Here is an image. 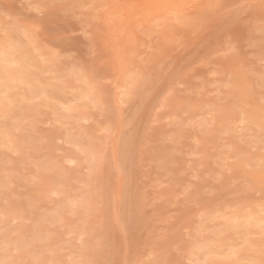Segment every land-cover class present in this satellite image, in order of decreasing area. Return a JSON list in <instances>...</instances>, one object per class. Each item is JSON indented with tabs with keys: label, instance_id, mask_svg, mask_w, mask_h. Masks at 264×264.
Segmentation results:
<instances>
[{
	"label": "rangeland",
	"instance_id": "1",
	"mask_svg": "<svg viewBox=\"0 0 264 264\" xmlns=\"http://www.w3.org/2000/svg\"><path fill=\"white\" fill-rule=\"evenodd\" d=\"M108 2L0 0V44L28 51V76L54 83L49 103L0 112L14 139L0 138V252L27 264H264V226L226 220L264 203V0L157 7L129 34L108 22ZM70 102L86 104L83 117L60 107ZM234 109L256 123L231 122ZM17 236L38 258L12 250Z\"/></svg>",
	"mask_w": 264,
	"mask_h": 264
},
{
	"label": "bare ground",
	"instance_id": "2",
	"mask_svg": "<svg viewBox=\"0 0 264 264\" xmlns=\"http://www.w3.org/2000/svg\"><path fill=\"white\" fill-rule=\"evenodd\" d=\"M189 0H117V1H113V0H109V2H108V4H110V2H111V4L106 8V12L105 13H107L109 16V21L108 22H110V18H113V20H115V24L114 25H116L117 24V26H118V28H122L121 29V33L123 34V33H126L127 32V30L130 28V24H131V22L135 19H137L136 21H138V19H140V20H144V21H146V19L148 18V16L149 15H151L152 13H154L155 12V10H156V8L157 7H159L160 8V10H161V12L162 13H166V12H170V11H184V9H185V7L183 6L184 4H186V3H189L188 2ZM198 3V2H197ZM100 6V5H99ZM182 8V9H181ZM192 10V9H191ZM176 13V12H175ZM157 14V11L155 12V14H153L154 16L153 17H155V15ZM177 14V13H176ZM158 15V14H157ZM174 15V14H173ZM173 15H172V17H173ZM152 17V16H151ZM164 17V16H163ZM153 19V18H152ZM168 20V19H167ZM107 22V23H108ZM139 22V21H138ZM137 22V23H138ZM163 22H165V21H163ZM114 23V21H112V24ZM140 23V22H139ZM166 23V22H165ZM148 25V24H147ZM151 25V24H150ZM120 26V27H119ZM114 27V29L116 30V28H115V26H113ZM133 26L131 25V28H132ZM139 27V26H138ZM117 28V29H118ZM112 29V28H111ZM150 30V29H149ZM112 31V30H111ZM118 31V30H117ZM117 31H115L116 33H117ZM124 31V32H123ZM129 32V31H128ZM126 33V34H129V33ZM115 34V33H114ZM118 34V33H117ZM115 36H116V34H115ZM114 36V37H115ZM124 36V35H123ZM125 37V36H124ZM112 38V37H111ZM123 38V37H122ZM128 38V37H127ZM115 39H117V37L115 38ZM115 39H114V41H115ZM130 41V40H129ZM135 41V40H134ZM17 42V41H16ZM116 43V42H115ZM119 43V42H118ZM17 44H19V42L17 43ZM121 45V44H120ZM19 46V45H18ZM18 46L16 45V43L15 42H13V41H7V44L5 43H2V44H0V112L1 113H7L6 112V110L8 109H10L9 108V106H10V104H15L14 102H16V101H18V102H20L19 104H21V103H23V101H25V100H27V99H34L35 97H37V96H40V99L41 98H43V101L45 102V103H49L51 100V98L53 97V92H52V90L49 88L50 86H49V84H51L52 82V80H48L49 82H47V80H44V81H41L38 77L39 76H37V75H35V72H37L38 70H36L35 72H33V71H31L32 73V75L31 76H28V74L30 73V71H29V73L28 72H26L25 71V69H26V67L27 66H29L28 64H34L33 62H29L28 60H30L29 58L31 57V55L28 53V51H26V50H23L22 48H18ZM121 48L123 47V46H120ZM19 49H21V51L19 50ZM116 50V49H115ZM30 52H31V50H30ZM34 53V52H33ZM117 55H118V53H117ZM36 56V55H35ZM116 56V55H115ZM118 57V56H117ZM120 60V59H119ZM31 61V60H30ZM34 61V60H33ZM37 60H35V62H36ZM124 61H126V60H124ZM26 62V63H25ZM38 62V61H37ZM37 62L35 63V65L37 64ZM120 62H122L121 60H120ZM25 64H27L26 66H25ZM39 64H41L40 62L38 63V65L37 66H39ZM42 65V64H41ZM36 66V67H37ZM44 66H46L45 64H44ZM23 67H25V68H23ZM31 67V66H30ZM43 67V66H42ZM42 67H41V69H42ZM46 67H48V66H46ZM50 68V67H49ZM49 68H47V69H49ZM27 70V69H26ZM33 70V69H32ZM43 70H44V68H43ZM28 71V70H27ZM41 71V70H40ZM42 72V71H41ZM51 72V71H50ZM34 73V74H33ZM37 74V73H36ZM78 74V73H77ZM33 75H35V77L33 76ZM56 75V74H55ZM79 75V74H78ZM81 75V74H80ZM84 75V74H83ZM37 76V77H36ZM31 77V78H30ZM52 77V76H51ZM51 77H49V78H51ZM54 77V76H53ZM52 77V78H53ZM85 78V77H84ZM83 78V79H84ZM41 79H43V76H42V78ZM46 79H48V78H46ZM55 79V78H54ZM82 79V78H81ZM12 81V80H15V82H16V85L19 83V84H22L23 85V87H20V88H22L23 89V92L22 93H20L18 96H16L17 98H15V92H16V89H15V87H13V84L11 83H9V81ZM85 80H87L86 78L84 79V81ZM13 82V81H12ZM87 82V87H88V89L89 88H91L92 86V84H90V81H86ZM56 83V82H55ZM18 84V85H19ZM52 84H54V83H52ZM25 85V86H24ZM234 85V84H233ZM94 86V85H93ZM13 87V89H15V92L13 91V89L10 91V89ZM233 88V87H232ZM82 89V88H81ZM233 90V89H232ZM13 91V92H12ZM81 92V91H80ZM80 92H76V93H74V97L76 98V100H78V99H82V98H86V97H88V98H90V96L88 95V96H84L85 95V93H80ZM82 92H83V90H82ZM88 92V91H87ZM13 93V94H12ZM241 95V94H240ZM55 96V95H54ZM125 96V95H124ZM242 96V95H241ZM74 98V99H75ZM87 98V99H88ZM64 99V98H63ZM93 99H95V98H93ZM98 99V98H97ZM91 100V99H90ZM96 100V99H95ZM95 100L93 101L94 103H95ZM221 100H222V98H221ZM232 100V99H231ZM42 101V100H41ZM43 101H42V103L41 104H43ZM233 101V100H232ZM242 101V100H241ZM248 101V100H247ZM246 101V102H247ZM68 102V101H67ZM91 102V101H90ZM98 102H100V101H97L96 103H98ZM115 102H116V100H115ZM124 103V102H123ZM214 103V102H213ZM245 103V102H244ZM18 104V106H20ZM66 104V103H65ZM70 104H71V102H70ZM66 104V105H62V106H60L61 108H63V109H66V110H68V111H70V110H75V111H77L78 113L77 114H79L80 115V117H83V115H84V110H85V108H86V104L85 105H80L79 103H76V104ZM250 104H251V102H250ZM249 104V105H250ZM258 104H259V102H258ZM95 105V104H94ZM209 105V104H208ZM22 106V105H21ZM20 106V107H21ZM25 106V107H24ZM234 106H235V104H234ZM23 107V109L24 110H26V111H28V113H31L30 111H32V109H34V108H32V107H29V105H23L22 106ZM21 107V108H22ZM227 107V106H226ZM229 107V106H228ZM242 108V107H241ZM29 109H31V110H29ZM209 109H211V108H209ZM243 109V108H242ZM251 109V108H250ZM235 110V109H234ZM233 110V112L231 113V114H233L232 116L230 115L229 117L228 116H225L224 115V117H223V115H220V117H219V120L217 121V122H219V123H221L222 122V125H224L225 126V128H227L226 127V125H227V123H225L224 122V120L226 119V117H228V118H233L232 120H231V122L233 121V120H235L236 118H238V119H240L241 121H243V120H248L249 122H250V124L251 123H256V122H252V120L251 119H255L256 117H258V116H254V114L253 113H249L250 112V110L248 111V109L247 110H241V111H239V112H237V110H235L234 111ZM217 111V110H216ZM254 111V110H253ZM33 112V111H32ZM192 112V111H191ZM27 113V114H28ZM222 113V112H221ZM224 113V112H223ZM8 114V113H7ZM21 113L20 112H18V115H20ZM26 114V115H27ZM261 114V113H260ZM259 114V115H260ZM1 115V114H0ZM13 116H15V119L16 118H18L19 116L18 115H15V114H12ZM26 115H24V116H26ZM193 115V114H192ZM196 115V114H195ZM12 116V117H13ZM67 116H71V117H73V115H72V113L70 114H68ZM75 116V115H74ZM86 116V115H85ZM76 117V116H75ZM77 117H78V115H77ZM211 117V116H210ZM214 117V116H213ZM9 118V117H8ZM14 118V117H13ZM212 118V117H211ZM215 118V117H214ZM230 118V119H231ZM57 119V118H56ZM55 119V120H56ZM216 119V118H215ZM214 120V119H213ZM227 120L228 121H230L229 119H226V122H227ZM3 121V120H2ZM212 121V120H211ZM215 121V120H214ZM240 121V122H241ZM254 121H256V120H254ZM257 122H258V120H257ZM261 123H263V122H261ZM7 124V123H6ZM6 124H2V125H0V138L2 139V141H4L5 142V144H6V141H7V143L8 142H12V141H14V139H13V137H12V134H11V132H10V130H9V128H8V126L6 125ZM20 124V123H19ZM26 124V123H25ZM203 125L204 123H199V125ZM244 124V123H243ZM249 124V125H250ZM260 124V123H259ZM216 125V124H215ZM229 125V124H228ZM242 125V124H241ZM245 125H247V124H245ZM257 125V124H256ZM262 125H264V124H262ZM18 126V125H17ZM193 126V125H192ZM212 126V125H211ZM216 126H218V124L216 125ZM230 126V125H229ZM199 127V126H198ZM223 127V126H222ZM234 127V126H233ZM237 127H240V126H235V128H237ZM242 127V126H241ZM244 127V126H243ZM250 127V126H249ZM248 127V128H249ZM21 128V127H20ZM200 128V127H199ZM204 128V127H203ZM202 128V129H203ZM16 129H17V127H16ZM208 129V128H207ZM229 129V128H228ZM240 129V128H239ZM260 129V128H259ZM262 129V128H261ZM25 130V129H24ZM224 130V129H223ZM242 130V129H241ZM245 130V129H244ZM243 130V131H244ZM250 130V129H249ZM264 130V129H263ZM200 131V130H199ZM260 132V131H259ZM241 134V133H240ZM257 134V133H256ZM26 136H28L29 137V135H27V134H25ZM24 135V136H25ZM228 135H230V134H228ZM259 135H257V137H258ZM233 137V136H232ZM240 137V136H239ZM264 137V136H263ZM241 138V137H240ZM28 139H30V138H28ZM261 139V138H260ZM239 140V139H238ZM238 140H236V141H238ZM71 141V142H70ZM69 142L70 143H72V142H74L75 144L77 143L78 144V142H79V139H78V137H71L70 139H69ZM218 142V141H217ZM230 142V141H229ZM74 143H72V144H74ZM80 143V142H79ZM231 144V143H230ZM237 144V143H236ZM14 145V144H13ZM241 145V144H240ZM83 146V145H82ZM244 146V145H243ZM235 149V148H234ZM238 149V148H237ZM237 149H236V151H237ZM86 152V151H85ZM53 160V159H52ZM260 162H261V160H259ZM53 162V161H52ZM258 162V161H257ZM261 163H259V165H260ZM52 165H54V162L53 163H49L48 164V166H47V168H51L52 167ZM252 166V165H251ZM263 166H264V164H263ZM54 167H56V164H55V166H53L52 168H54ZM259 167H262V165H260ZM51 168V169H52ZM260 169V168H259ZM261 169H263V167L261 168ZM260 169V170H261ZM253 170H255V169H253ZM257 171H259L258 169H257ZM263 176H264V174H263V172H259V173H257V175H256V177H258V179H260L261 177H262V179H263ZM9 180V179H8ZM2 181H4V180H2ZM7 182V181H6ZM2 183V182H1ZM11 190H13V189H11ZM47 193V192H46ZM2 197V196H1ZM0 197V198H1ZM24 202V201H23ZM82 202V201H81ZM4 203V202H3ZM1 204V203H0ZM25 204V203H24ZM263 204V206H260L261 208L259 209V211H260V215L259 216H254V215H252V213H243L242 212V209L240 208V212L238 211V213L236 212H234V213H232V214H229L227 217H226V220H227V223L231 226V227H239V226H246V225H249V224H251V223H255L256 225H260L261 227L262 226H264V203H262ZM6 205V204H5ZM26 205V204H25ZM33 205V204H32ZM6 209V208H5ZM24 209V208H23ZM1 210V209H0ZM4 210V209H3ZM25 211V210H24ZM58 211H59V213H60V210L58 209ZM249 211V210H248ZM55 212H57V211H55ZM232 212V211H231ZM58 212L56 213V215H55V213H54V217L56 216L57 217V214H59ZM61 214V213H60ZM59 214V215H60ZM225 215V214H224ZM8 216V215H7ZM42 217V216H41ZM82 217V216H81ZM44 218V217H43ZM47 218V217H46ZM58 218H61V216H58ZM41 219V218H40ZM47 219H49V218H47ZM51 219V218H50ZM54 220H56V219H54ZM59 220V219H58ZM40 221V220H39ZM41 222V221H40ZM39 222V223H40ZM34 223V222H33ZM35 223H37V219L35 220ZM35 223L34 224H32V225H34V227H33V229H31L32 231H30V232H32V233H36V235H35V238H37V232L35 231V230H38V229H42L41 228V225L40 224H36L35 225ZM224 225V224H223ZM226 225V224H225ZM230 226L228 227V228H230ZM204 227V226H203ZM16 228H18V227H16ZM19 228L20 229H18L20 232H21V226H19ZM31 228H32V226H31ZM34 228H35V230H34ZM226 229V228H225ZM237 229V228H236ZM23 230H24V228H23ZM22 230V231H23ZM39 230V231H40ZM229 230V229H228ZM35 231V232H34ZM212 231V230H211ZM222 231V230H221ZM220 231V232H221ZM226 231V230H225ZM20 232H19V234H20ZM237 232V231H236ZM247 232H249V231H247ZM22 233V232H21ZM233 233V232H232ZM41 234V233H40ZM50 235V234H49ZM20 236V235H19ZM19 236H17V237H19ZM29 236H30V233H29ZM42 236V235H41ZM41 236H39L38 237V239H42V237ZM200 236V235H199ZM198 236V237H199ZM6 237V236H5ZM31 237V236H30ZM204 237H206V236H204ZM33 238V239H32ZM30 240H34L35 238H34V236L32 237ZM208 238V237H207ZM38 239H37V241H38ZM198 239V238H197ZM196 239V240H197ZM204 239V238H203ZM222 239V237L220 238V240ZM5 240V242L7 241L6 239H4ZM11 240V239H10ZM9 240V241H10ZM22 240V241H21ZM206 240V239H205ZM36 241V240H35ZM36 241V242H37ZM41 241V240H40ZM200 241H201V239H200ZM203 241V240H202ZM207 241V240H206ZM211 241V240H210ZM1 242V241H0ZM8 242V241H7ZM10 242H12V241H10ZM28 240L25 242L24 240H23V238H16V244L15 243H13L14 245L13 246H16L15 248H13L12 250H15V249H19L20 251H21V253L23 254V253H28V252H30V251H33L34 252V249H37L38 248V246H35L34 248H33V245H35V244H33V245H29L28 243ZM199 242V241H198ZM197 242V243H198ZM3 243H4V241H3ZM12 243H9L8 242V244H12ZM29 243H31V241L29 242ZM39 243V242H38ZM197 243H195V247H193L192 245V247H193V249L192 250H195V249H197V251L198 250H201V249H204V248H209V240H208V242H205V243H200L201 245H199L198 246V244ZM231 243V242H230ZM229 242H228V244H230ZM7 244V243H6ZM220 245V244H219ZM231 245H233V243L231 244ZM222 246V245H221ZM4 247V246H3ZM215 247V246H214ZM231 247H233V246H231ZM5 248H6V246H5ZM9 248V247H8ZM45 248V247H44ZM191 248V247H190ZM217 248V247H216ZM222 248V247H221ZM2 249V248H1ZM51 249V248H50ZM6 250H7V248H6ZM11 250V249H10ZM38 250V249H37ZM207 250V249H206ZM5 250H3V251H1L0 252V260H6V261H8L9 262V264H27L28 262H26V263H22V262H17V261H19V260H17V258H16V256L15 255H13V256H15V257H13V260H17V261H9L8 260V257H9V255L8 254H6V252H4ZM39 251V250H38ZM210 251V250H209ZM40 252V251H39ZM201 252V251H200ZM206 252V251H205ZM21 253H19L18 255L20 256V254ZM32 253V252H31ZM29 253L30 255H32V258L33 259H36V257L38 258V255L40 254H38L37 255V253H36V250H35V252L34 253H36L35 255H37L36 257H35V255L32 253ZM191 253H193V254H197V252L195 251H191ZM210 254H211V252H209ZM227 253H229V252H227ZM234 253H237V251H235L234 249H232L231 251H230V253L227 255V256H230L231 254H234ZM11 254V253H10ZM205 254H207V253H205ZM215 254V253H214ZM213 254V251H212V255H214ZM238 254V253H237ZM30 255H28V254H26V256H30ZM212 255L211 256H209V257H212ZM216 255V254H215ZM233 256H235V255H233ZM232 256V257H233ZM231 257V256H230ZM5 258V259H4ZM19 258V257H18ZM196 258H198V257H196ZM236 258V257H235ZM239 258V257H238ZM10 259V258H9ZM12 259V258H11ZM19 259H23L22 257H20ZM202 259H203V256H202ZM206 259V258H205ZM205 259L203 260V262L205 261ZM28 260V258L26 259V261ZM229 260V259H228ZM21 261H23V260H21ZM31 261H32V259H31ZM30 261V262H31ZM196 261H198V259L196 260ZM7 262V263H8ZM11 262V263H10ZM23 262H25V261H23ZM211 262H212V258L210 259V262L209 261H207L206 263L208 264H211ZM6 263V264H7ZM32 263V262H31ZM35 263V262H34ZM231 263H233V262H231ZM41 264V263H40ZM226 264V263H225ZM229 264V263H228Z\"/></svg>",
	"mask_w": 264,
	"mask_h": 264
}]
</instances>
